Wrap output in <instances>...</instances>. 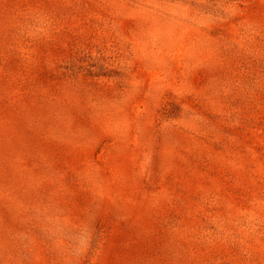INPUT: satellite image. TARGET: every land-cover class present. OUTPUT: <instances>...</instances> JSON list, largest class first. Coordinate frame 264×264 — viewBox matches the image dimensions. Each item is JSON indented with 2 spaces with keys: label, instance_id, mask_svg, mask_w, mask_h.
Listing matches in <instances>:
<instances>
[{
  "label": "rangeland",
  "instance_id": "1",
  "mask_svg": "<svg viewBox=\"0 0 264 264\" xmlns=\"http://www.w3.org/2000/svg\"><path fill=\"white\" fill-rule=\"evenodd\" d=\"M0 264H264V0H0Z\"/></svg>",
  "mask_w": 264,
  "mask_h": 264
}]
</instances>
